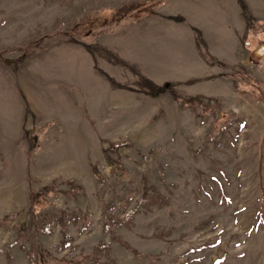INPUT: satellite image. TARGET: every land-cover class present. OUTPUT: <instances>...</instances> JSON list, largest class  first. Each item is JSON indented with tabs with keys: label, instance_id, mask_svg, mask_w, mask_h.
<instances>
[{
	"label": "rangeland",
	"instance_id": "obj_1",
	"mask_svg": "<svg viewBox=\"0 0 264 264\" xmlns=\"http://www.w3.org/2000/svg\"><path fill=\"white\" fill-rule=\"evenodd\" d=\"M0 264H264V0H0Z\"/></svg>",
	"mask_w": 264,
	"mask_h": 264
}]
</instances>
